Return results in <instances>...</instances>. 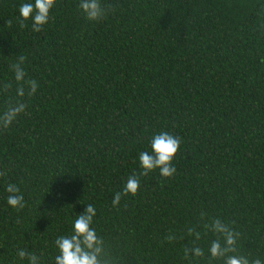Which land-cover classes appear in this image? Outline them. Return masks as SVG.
Returning <instances> with one entry per match:
<instances>
[{"label":"trees","instance_id":"obj_1","mask_svg":"<svg viewBox=\"0 0 264 264\" xmlns=\"http://www.w3.org/2000/svg\"><path fill=\"white\" fill-rule=\"evenodd\" d=\"M26 2L0 0V115L26 105L0 128V264H27L19 249L52 264L55 239L89 203L101 264H189L186 239L164 237L204 232L201 212L241 234L240 254L264 261V0H101L99 21L80 0H57L40 32L31 19L20 27ZM20 56L32 95L15 79ZM164 131L181 138L177 172L140 176L136 196L114 208ZM9 183L24 209L7 204ZM214 238L198 242L206 254Z\"/></svg>","mask_w":264,"mask_h":264},{"label":"clouds","instance_id":"obj_2","mask_svg":"<svg viewBox=\"0 0 264 264\" xmlns=\"http://www.w3.org/2000/svg\"><path fill=\"white\" fill-rule=\"evenodd\" d=\"M56 3L57 0H34V3L21 4L19 7V14L22 17L20 27H27L25 22L31 19L32 31H42L43 26L49 22L50 11ZM79 9L89 21H99L106 15V9L102 6L101 0H80ZM8 24L10 25L11 21H8ZM24 60L25 57L20 56L19 61L12 65V69L16 81L27 83L29 87L27 94L32 95L36 92L38 85L35 80L25 81V72L21 67ZM5 87H8V85H5ZM18 95L20 97L25 95L23 87L18 88ZM25 109L26 105L21 101L10 103L3 115H0V128L7 129ZM150 146L151 152L144 151L139 154L142 171L139 175H130L122 191L115 193L112 200L114 208L120 204L122 197L129 194L136 196L140 189V176H147L150 172L159 169L162 177L171 178L177 172L172 162L181 146L180 137L164 131L154 135ZM4 175H6L5 172H0V177ZM6 191L9 194L7 196L9 206L17 211L25 208L24 196L20 193V188L16 184L9 183L6 186ZM96 216L95 206L91 203L87 204L84 211L74 219L72 231L55 239L57 254L49 258L52 264H101L99 257L102 253L103 241L93 227ZM201 221L204 232L199 231L197 227L189 226L184 234L169 232L164 237L167 243L186 239L182 258L189 261V264L193 260L205 259L207 264H213L217 261L222 262V264H264V261L259 258L250 260L247 256L240 254L238 242L241 234L225 224L220 218L208 220L206 214L201 212ZM209 232L215 238L209 242L206 254L205 249L198 242ZM16 255L20 260H26L27 264H45L43 260L44 253L37 255L35 252L19 249Z\"/></svg>","mask_w":264,"mask_h":264}]
</instances>
